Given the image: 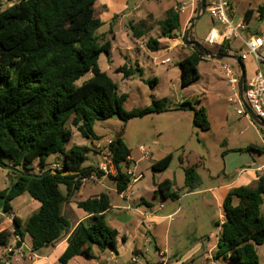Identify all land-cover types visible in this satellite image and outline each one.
Listing matches in <instances>:
<instances>
[{"label": "trees", "instance_id": "16d2710c", "mask_svg": "<svg viewBox=\"0 0 264 264\" xmlns=\"http://www.w3.org/2000/svg\"><path fill=\"white\" fill-rule=\"evenodd\" d=\"M4 1L0 0V164L6 158L13 172L21 167L23 174L15 173L11 183L0 190V210L10 215L11 201L23 193L37 201L39 208L24 226L13 216L12 231H0V246H9L12 237L22 241L28 235L31 252H38L69 232L70 225L61 215V207L82 186L81 179L91 174L96 178L103 176L96 167H81L88 148H64L72 136L70 126L77 127L85 138L97 139L93 123L117 116L122 126L107 149L115 175H108L106 179L121 194L130 184L124 171L130 149L122 138L128 120L178 111L191 112L193 124L201 131L209 130L210 125L204 107L197 106V100L167 107L165 98L153 99L143 109H123L126 95L118 94L115 83L98 67L99 56H109L110 44L99 43L97 31L103 22L100 10L95 7L97 0H17L1 9ZM205 8L204 5L203 13ZM257 11L262 17L264 8L259 7ZM251 15L252 10L245 12L242 20L246 25ZM157 25L163 36L181 35L178 13L173 8L165 11L164 19ZM131 28L136 38L144 33L139 27ZM229 43V39L223 40L215 53L228 55ZM157 45L151 38L146 43L151 52L157 51ZM239 57L242 62V56ZM202 60L204 57L191 47L189 54L178 62L181 88H187L199 77L197 66ZM135 71L138 69L125 65L116 69L125 78ZM86 73H91V77L76 86L75 82ZM244 150L263 152L252 146ZM52 154L62 156L60 170L47 168L46 160ZM171 160V154H167L153 162L151 170L162 172ZM34 169L37 172L30 173ZM183 172L182 192L174 189L173 182L164 179L156 184L153 198L160 196L162 200L176 201L183 192L198 188L201 180L196 168L187 166ZM76 206L89 216L67 238V246L58 259L60 264L75 256L93 258L94 248L104 251L115 247L117 231L106 222L110 208L108 194L102 192L97 197L77 201ZM222 211L224 221L220 225L215 258H228L232 264H261L254 246L264 243V174L258 175L249 186L230 189Z\"/></svg>", "mask_w": 264, "mask_h": 264}, {"label": "rangeland", "instance_id": "374dc122", "mask_svg": "<svg viewBox=\"0 0 264 264\" xmlns=\"http://www.w3.org/2000/svg\"><path fill=\"white\" fill-rule=\"evenodd\" d=\"M17 0H5L2 3L1 9L11 6ZM175 3V0H171ZM168 0H126L125 9L120 13V21L115 22L114 19H104L103 25L98 29L99 43L108 42L110 44V54L108 57L100 55L98 59V67L104 72L116 85L118 94H125L126 100L123 104L125 111L131 109H143L150 105L151 101L165 98L166 106L173 107L182 101L194 102L197 100L201 103L200 106L207 105V101L220 104L227 112V121L214 122L213 127L207 131H201L192 122L193 114L191 112L170 111L158 114H150L141 118H132L125 124L123 131V141L130 149L131 155L138 161L135 169L136 174L141 175L140 181L136 185H131V190L135 192L136 198L143 196L152 207L156 209L161 204L177 203L170 200H162L160 196L153 198L154 184L163 178L170 179L173 182L175 189L184 188L183 169L187 166H194L197 173L200 175L203 184L208 185L218 181L225 180L222 175L219 178H210L206 168L219 170L220 155L222 152L230 150L234 146H240L244 141L250 140L257 147L260 143V129L254 126H248L247 118L238 115L236 110L239 105L234 97V92L231 91L227 78H225L224 70H221L216 65L217 78H207V59L204 58L198 64L199 77L190 84L187 88H181V70L178 62L185 58L191 51V47L185 46L182 37L178 39L179 44L172 46V40L161 34V28L157 22L164 19L165 11L168 8ZM236 17L232 20L235 25L239 18H243L247 10H252V15L249 21L250 32L253 28L259 27L264 31V13L259 16L257 8H264V0H231ZM98 6V4L96 3ZM197 5V0H196ZM99 7V6H98ZM196 9V6H195ZM194 9V11H195ZM195 15V12H194ZM193 15V17H194ZM262 18V19H261ZM104 19V20H103ZM139 25V26H138ZM131 26L144 31L140 38L133 36ZM138 26V27H137ZM218 23L213 21L209 14L204 11L200 17L194 21L191 29L192 40L198 42L204 49H208L207 44L208 33L211 28H216ZM123 29V30H122ZM137 30V29H136ZM246 31V29H245ZM245 31H240L239 36L244 37ZM138 32V31H137ZM126 40L123 36H126ZM179 36H175L176 38ZM155 39L158 43L157 51L151 52L146 43L149 39ZM234 42L237 52L244 50L238 38H230ZM238 47H241L239 50ZM214 52L216 50H213ZM168 59L169 62H164ZM226 64L233 65L234 62L222 60ZM125 65L127 68L138 69L131 76L125 78L122 73L116 72V69ZM233 67V66H232ZM238 73V71H237ZM91 77V73H86L82 78L75 82L76 86L81 85L84 81ZM155 79V82H154ZM208 92V94H207ZM228 98L233 99V103L228 102ZM122 123L117 116H112L107 120H97L93 123V132L97 139L85 138L77 130V127L70 126L72 136L69 141L64 144L66 150L72 146H80L88 148L86 160L81 165L82 168L96 167L95 165L102 162V157L108 153V144L119 132ZM250 129H258L253 132ZM142 147L150 158H142L139 148ZM167 154H171L172 160L169 167L162 172H153L151 163L157 161ZM237 157V156H236ZM62 156L60 154H52L47 160V168H53V165H60ZM203 163V165H201ZM12 166L5 158L0 164V190L6 188L11 179L15 177ZM128 168L133 169V164ZM21 172L22 168H15ZM134 170V169H133ZM34 169L30 173H36ZM176 184V185H175ZM106 188L111 187V183L106 182ZM82 189L85 194H97L105 192L110 199L118 200L116 193L108 192L105 187L100 186L96 181L88 180L82 184ZM139 194V195H138ZM23 195V196H21ZM13 199L10 203L13 209L19 207L23 197L30 199L27 194H21ZM206 196L199 195L187 198L182 202L183 208H191L198 214L204 211V217L214 216L218 220L219 212L214 206H202L199 199H204ZM34 201V200H33ZM188 201V202H187ZM176 205V204H175ZM191 206V207H188ZM6 215V214H5ZM191 216H187L185 221L178 224L174 222L170 230L169 244L167 242V255L171 256L177 250H183L192 244V236L190 234ZM3 224L4 219L0 218ZM8 228L9 225L3 224ZM182 231L179 240L174 237ZM149 243H146L142 249V257L137 259V263L131 262L130 256L126 255L124 264H156L159 261L157 252L158 241L147 235ZM205 239H201L204 242ZM164 244L160 245L163 249ZM258 255L259 262L264 264V243L259 246H254ZM4 249L0 246V251ZM199 258L194 261H189L184 264H210ZM215 264H232L224 257H218L214 260ZM113 264V263H111Z\"/></svg>", "mask_w": 264, "mask_h": 264}, {"label": "crops", "instance_id": "0c3cea01", "mask_svg": "<svg viewBox=\"0 0 264 264\" xmlns=\"http://www.w3.org/2000/svg\"><path fill=\"white\" fill-rule=\"evenodd\" d=\"M125 1L126 0H97L96 3L99 7L96 5V3L95 7H97L101 12V20L102 17H104L106 20L114 19L115 22H119L121 19L119 15L126 7L124 5ZM227 1L232 6L231 0ZM167 5L168 8H173L174 10H176L178 6L184 5V11L178 14L182 29L193 18L196 0H175V3H173L171 0H168ZM234 17H236V15ZM248 25L249 24L245 26V36H240L239 40L242 44V47L244 48V41H248L250 38H259L261 41V47L257 50V54L261 57V60L257 64L253 55L248 54L247 56L243 57L242 62L245 71V80H248L250 77H252L258 69L264 72V31L259 27H254L250 32ZM221 32L222 27L219 25L216 28L210 29L207 40L212 39L213 42H207V44L210 45L207 47L211 50L209 52L215 53L213 50H216L223 41L221 38ZM214 35H217V38H214ZM181 37L182 35L176 38H169L172 40V46H177L179 44L178 39ZM123 38L126 40L127 35L123 36ZM229 47L230 51L228 55L230 56H243L246 53L245 48L244 50L237 52V48L232 40H230ZM238 48L239 50L241 49V47ZM225 64L226 63H224V61L207 59V78H217V74H215L217 69L216 65H218L219 68L223 70ZM232 66L233 71L237 72L238 67L235 65V63H233ZM200 105L201 103H199L197 106ZM203 107L206 111L207 119L209 121V130L213 127L214 122H218L220 124L221 122L227 121V112L222 105L217 104L216 102L212 103L207 101V105L205 104ZM247 123L248 126L255 125L248 119ZM250 130L253 132L258 131V129H254L255 131L253 129ZM259 137L261 143L260 147L255 146L253 144L254 142L246 140L240 144V146H234L230 150L221 153L219 157L220 164L217 165V167L219 166V170L218 168L215 170L209 167L206 168L207 174L210 178H219V176L222 175L225 180L204 185L200 175L198 174L201 180L198 188L189 193L183 192L175 201L177 203L172 202L171 204L167 205L160 203L156 209H154L152 204L148 202L143 196L138 194V198L135 197V192L131 190L132 184L129 185L125 193L118 194L115 191L113 182L107 180L104 176L96 178L95 181L98 182L102 187L106 186V182L111 183V187H105L104 189H107L108 192L116 193L118 196V200H113L109 197L110 208L106 213L107 225L117 231L115 247L114 249L108 248L104 251H99L94 248L93 258L88 259L83 256H75L71 258L66 264H124L123 262L126 255L130 256L131 262L137 263V259L143 256V246L146 243H149V239L147 238L148 234L153 237L154 240L157 239L158 241L159 246H157V252L159 261L156 264H160L163 261H165L166 264H184L198 259L199 256L206 262L210 261L211 259L214 261L217 249V241L220 234V225L224 221L222 203L228 191L239 186H249L257 180L258 175L264 174V130L260 132ZM248 146H252L257 149H263V152L259 153L257 150L245 151L244 149ZM132 164L135 172L138 161L135 160L130 153L127 161V167L131 166ZM201 165H203V163ZM164 179L168 178H163L162 180ZM162 180H159L157 183L161 182ZM168 180L170 181V179ZM139 181L140 180H138L133 185H136ZM157 183L154 184L155 188ZM82 187L83 186L75 191L74 194L68 198L61 207V215L64 216L70 225V229L67 234L62 236L52 246H45L38 252H31L30 237L25 235L23 240L20 241L21 244L27 249L25 253H23L21 249L17 250L14 248L15 242L19 240L15 237H12L10 239L9 246L4 247V249L0 251V263L60 264L58 259L67 246V238L74 230L76 225L89 216L86 212L76 206V202L97 197L101 193L99 192L92 195L85 194ZM61 191H64L63 187H61ZM152 191L154 192L155 189ZM199 195L206 196V198L199 199L198 201L202 206L207 204L208 208L211 205L216 207L220 213L218 220H215L214 216L205 218L204 211L198 214V211L194 212V210L191 208H183V201L188 200L187 198ZM29 198L30 199L23 197L17 209H13L11 207L10 215H5L0 210V218L4 219L3 224L9 225V227L6 228L0 222V231H12L13 216L17 217L23 226L25 225L30 215L39 208V203L35 200L33 201L31 197ZM233 203L236 204L237 199H234ZM187 216H191L190 224L192 228H190V234L192 236L193 242L187 248H184L183 250H177L171 256H168L167 245L169 244L170 240L169 233L171 226L174 222H177L178 224L182 223L185 221ZM216 224H218V226H216ZM181 235L182 231H179L174 239L178 241ZM203 238L205 241L201 242V239ZM161 244H164L163 249L160 248ZM10 252H13L11 256ZM159 254H163L162 257H160Z\"/></svg>", "mask_w": 264, "mask_h": 264}, {"label": "built area", "instance_id": "2783aa9c", "mask_svg": "<svg viewBox=\"0 0 264 264\" xmlns=\"http://www.w3.org/2000/svg\"><path fill=\"white\" fill-rule=\"evenodd\" d=\"M204 5L206 6L205 11L209 14L211 19L218 23L219 26L222 27L221 38L222 40H227L230 38H238L240 31H245L246 24L243 22L242 19H239L235 25L232 24V20L234 18V10L233 7L229 4L227 0H204ZM184 11V5L178 6L175 10L176 13H182ZM188 25V23H187ZM183 27L181 29V35L183 37L185 29L187 27ZM208 43H212V39L207 40ZM246 53L242 56H247L248 54L253 55L255 62L258 64L261 60V57L257 54V50L261 47V41L259 38H250L248 41H244L243 43ZM166 63L169 62L168 59H165ZM225 78H227L228 84L230 85V89L234 92V97L239 105V109L236 110L238 115H242L248 120L251 121L249 115L246 113L242 102L240 100L238 94V78L239 72H235L232 69L231 64H225L223 67ZM243 100L247 107L264 123V72L258 69L255 74L246 80L244 85V92H243ZM229 103H233L232 98H228ZM252 122V121H251ZM139 151L142 154V158L149 159L150 154H148L142 147L139 148ZM128 158L126 159L127 164ZM54 167L51 168L52 171L60 170L61 165H53ZM96 170L103 173L104 177L108 175L114 176L115 175V168L111 159L108 155H104L102 157V162H99L96 165ZM126 175L130 178V184L136 183L138 180L141 179L139 174H136L133 169L125 167L124 169ZM88 180L95 181L96 177L94 174H91L88 178L81 179L82 184ZM126 192V191H125ZM123 192V193H125ZM121 193V194H123ZM162 257L163 254H159ZM160 264H166L163 261ZM210 264H215L214 261H211Z\"/></svg>", "mask_w": 264, "mask_h": 264}, {"label": "water", "instance_id": "95a60500", "mask_svg": "<svg viewBox=\"0 0 264 264\" xmlns=\"http://www.w3.org/2000/svg\"><path fill=\"white\" fill-rule=\"evenodd\" d=\"M204 9V0H197V5L195 9V15L194 17L189 21L184 35H183V43L185 46L192 47L194 50H196L202 57L208 58L211 60H217V61H222V60H229L233 61L235 65L238 67V72H239V78H238V94L240 97V100L242 102V105L246 111V113L249 115L251 121L258 127L264 129V123L247 107L243 100V92H244V85H245V71L243 67V63L240 60L239 56H230V55H223V54H217V53H212L209 51H206L198 42L192 40L190 38V31L193 27L194 21H196L200 15L203 13ZM17 174H23L22 172L19 171H14ZM49 173V172H48ZM36 178H41L42 176H33ZM11 183V182H10ZM14 248L19 250L21 249L23 253L26 252V248L21 244L20 241H16L14 244ZM13 254V252H10V256Z\"/></svg>", "mask_w": 264, "mask_h": 264}, {"label": "bare ground", "instance_id": "6f19581e", "mask_svg": "<svg viewBox=\"0 0 264 264\" xmlns=\"http://www.w3.org/2000/svg\"><path fill=\"white\" fill-rule=\"evenodd\" d=\"M213 37H214V38H215V37L217 38V35H214Z\"/></svg>", "mask_w": 264, "mask_h": 264}]
</instances>
